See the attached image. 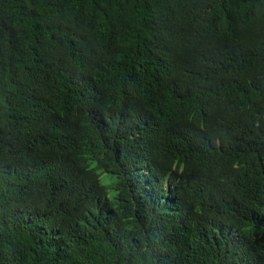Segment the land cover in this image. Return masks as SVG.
I'll list each match as a JSON object with an SVG mask.
<instances>
[{
  "label": "trees",
  "instance_id": "obj_1",
  "mask_svg": "<svg viewBox=\"0 0 264 264\" xmlns=\"http://www.w3.org/2000/svg\"><path fill=\"white\" fill-rule=\"evenodd\" d=\"M0 264H264V0H0Z\"/></svg>",
  "mask_w": 264,
  "mask_h": 264
},
{
  "label": "rangeland",
  "instance_id": "obj_2",
  "mask_svg": "<svg viewBox=\"0 0 264 264\" xmlns=\"http://www.w3.org/2000/svg\"><path fill=\"white\" fill-rule=\"evenodd\" d=\"M107 180H108V174H102L101 175V181L103 184H107Z\"/></svg>",
  "mask_w": 264,
  "mask_h": 264
},
{
  "label": "bare ground",
  "instance_id": "obj_3",
  "mask_svg": "<svg viewBox=\"0 0 264 264\" xmlns=\"http://www.w3.org/2000/svg\"><path fill=\"white\" fill-rule=\"evenodd\" d=\"M185 168V167H184ZM186 170H183V172H185ZM182 175V174H181ZM180 176V175H179ZM187 176V175H186Z\"/></svg>",
  "mask_w": 264,
  "mask_h": 264
}]
</instances>
